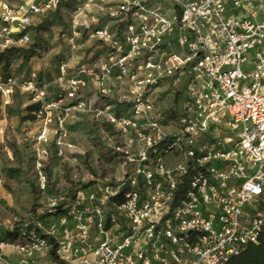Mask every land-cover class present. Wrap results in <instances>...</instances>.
<instances>
[{
  "label": "built area",
  "instance_id": "built-area-1",
  "mask_svg": "<svg viewBox=\"0 0 264 264\" xmlns=\"http://www.w3.org/2000/svg\"><path fill=\"white\" fill-rule=\"evenodd\" d=\"M61 1L2 3L0 51L25 46L27 29ZM162 4L77 3L68 51L97 49L78 62L68 97L94 86V112L116 132L121 170L0 227V264H227L256 243L264 227V0ZM72 69L65 64V77ZM165 81L178 86L183 111L161 124L150 93ZM13 86L0 76L1 96ZM27 86L35 100L44 97ZM88 101L72 109L90 111ZM219 127L232 136H215Z\"/></svg>",
  "mask_w": 264,
  "mask_h": 264
},
{
  "label": "rangeland",
  "instance_id": "rangeland-1",
  "mask_svg": "<svg viewBox=\"0 0 264 264\" xmlns=\"http://www.w3.org/2000/svg\"><path fill=\"white\" fill-rule=\"evenodd\" d=\"M79 1H61L53 12L36 19L27 29L29 42L25 46L9 49L11 52L0 51V76L14 82L10 96L0 95V122L4 127V143L0 147L6 148L16 161V166H8L6 154L0 150V227L19 225L48 197L67 195L71 187L120 173L122 160L112 150L116 132L94 112L98 107L93 101L94 86L87 82L74 98L68 97L69 81L78 78V62H86L87 57L93 60L97 49L90 46L79 52L68 51L66 37ZM78 42L84 44L85 38ZM65 64L74 68L66 71L70 74L67 77ZM27 83L43 91L44 97L35 100ZM90 99V111L72 109ZM150 99L155 109L163 113L161 124L176 122L183 111L178 86L171 81L154 87ZM111 107L130 117L128 109H120L117 102L112 101ZM44 129L47 142L40 143ZM222 129H213V133ZM226 135L232 136L229 132ZM40 174L45 178L44 184ZM258 213L264 220V206Z\"/></svg>",
  "mask_w": 264,
  "mask_h": 264
},
{
  "label": "trees",
  "instance_id": "trees-1",
  "mask_svg": "<svg viewBox=\"0 0 264 264\" xmlns=\"http://www.w3.org/2000/svg\"><path fill=\"white\" fill-rule=\"evenodd\" d=\"M13 50H7L11 52ZM88 184L74 186L69 189V195L79 187H86ZM227 264H264V227L258 235L254 244H249L241 253L232 257Z\"/></svg>",
  "mask_w": 264,
  "mask_h": 264
},
{
  "label": "bare ground",
  "instance_id": "bare-ground-1",
  "mask_svg": "<svg viewBox=\"0 0 264 264\" xmlns=\"http://www.w3.org/2000/svg\"><path fill=\"white\" fill-rule=\"evenodd\" d=\"M10 1H11L10 5L12 7H16L21 0H10ZM3 128L4 127H3V125L0 122V143H4V131H3L4 129ZM168 130L171 131L172 133L175 131L173 126L171 128H169ZM0 150L2 152H5V154H6V158H7L6 163H7V165L8 166H12V167L16 166V161L14 160V156L11 153L7 152L6 148H4V147H0Z\"/></svg>",
  "mask_w": 264,
  "mask_h": 264
},
{
  "label": "crops",
  "instance_id": "crops-1",
  "mask_svg": "<svg viewBox=\"0 0 264 264\" xmlns=\"http://www.w3.org/2000/svg\"><path fill=\"white\" fill-rule=\"evenodd\" d=\"M26 0H21L19 3H18V5H20V4H22V3H24ZM139 1H142V2H145V3H147L148 5H161V6H165V5H163L162 4V0H139ZM10 0H0V5L2 4V3H8L9 5H10ZM102 53V51H99L97 54H101ZM224 135H226V132L222 129V130H219V131H217V132H215V136H217V137H221V138H223L224 137Z\"/></svg>",
  "mask_w": 264,
  "mask_h": 264
}]
</instances>
